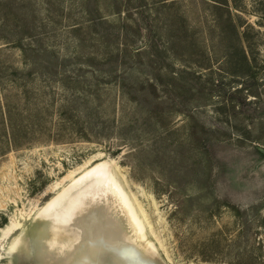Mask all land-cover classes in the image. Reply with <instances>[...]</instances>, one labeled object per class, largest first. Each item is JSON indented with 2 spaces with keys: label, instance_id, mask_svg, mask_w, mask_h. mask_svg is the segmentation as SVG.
I'll return each instance as SVG.
<instances>
[{
  "label": "rangeland",
  "instance_id": "1",
  "mask_svg": "<svg viewBox=\"0 0 264 264\" xmlns=\"http://www.w3.org/2000/svg\"><path fill=\"white\" fill-rule=\"evenodd\" d=\"M89 170L152 264H264V0H0V264Z\"/></svg>",
  "mask_w": 264,
  "mask_h": 264
},
{
  "label": "bare ground",
  "instance_id": "2",
  "mask_svg": "<svg viewBox=\"0 0 264 264\" xmlns=\"http://www.w3.org/2000/svg\"><path fill=\"white\" fill-rule=\"evenodd\" d=\"M109 176L86 171L38 208L34 220L41 222L12 237L6 264H17L18 253H33L35 264H104V253L113 264H152L153 247L131 197L114 170Z\"/></svg>",
  "mask_w": 264,
  "mask_h": 264
}]
</instances>
